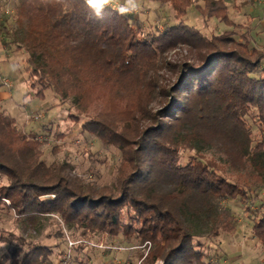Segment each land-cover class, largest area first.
Instances as JSON below:
<instances>
[{"label":"trees","instance_id":"trees-1","mask_svg":"<svg viewBox=\"0 0 264 264\" xmlns=\"http://www.w3.org/2000/svg\"><path fill=\"white\" fill-rule=\"evenodd\" d=\"M152 1L169 5L177 23L156 33L113 6L17 0L28 89L42 100L50 90L75 107H102L81 132L116 147L122 162L114 187L95 189L63 165L46 166L38 141L0 112V207L22 222L53 214L84 236L148 242L145 264H207L200 231H231L218 202H245L248 187L264 183V43L254 47L225 0ZM190 8L203 22L244 32L239 40L232 30L205 36L184 22ZM178 47L186 60L170 63L166 55ZM185 150L194 155L181 164ZM251 230L264 249V210ZM0 244L7 246L0 264H42L53 254L3 229Z\"/></svg>","mask_w":264,"mask_h":264},{"label":"rangeland","instance_id":"rangeland-1","mask_svg":"<svg viewBox=\"0 0 264 264\" xmlns=\"http://www.w3.org/2000/svg\"><path fill=\"white\" fill-rule=\"evenodd\" d=\"M118 1V5L128 9L125 13L133 14L144 28L153 32L160 33L177 23L169 5L152 0H133L132 4ZM225 1L230 19L249 29L254 47L260 49L264 43V0ZM196 3L202 5L201 0ZM16 4L17 0H0V92L6 93V99L0 102V112L13 118L18 132L38 141L39 160L46 166L63 165L69 170L71 179L95 189L114 187L122 162L120 151L81 132L80 127L87 115H94V111H101L102 107H75L70 100L62 101L50 90L42 100L28 89L26 54L20 48L25 24L19 26L15 21ZM184 22L205 36L232 30L233 37L239 40L244 32L243 28H229L214 19L203 22L193 8ZM187 55L183 47H178L168 52L166 59L170 63H180ZM251 131L256 141V128L252 126ZM193 155V151H181L180 163L185 164ZM5 183V178H0V185ZM3 202L8 205L7 200ZM218 207L231 215V231H222L216 237L200 231L196 240L205 253L203 260L207 264H264V249L251 230L253 221L264 210V183L249 186L245 202L239 197L224 199L218 202ZM0 229L23 237L30 244L51 247L52 256L42 264H145L144 258L151 248L148 242L139 244L134 238L125 239L122 235L95 233L84 236L80 230L67 229L53 214L39 217L33 223L22 222L4 207H0ZM6 247L0 244V255ZM153 264H162V261L157 259Z\"/></svg>","mask_w":264,"mask_h":264},{"label":"clouds","instance_id":"clouds-1","mask_svg":"<svg viewBox=\"0 0 264 264\" xmlns=\"http://www.w3.org/2000/svg\"><path fill=\"white\" fill-rule=\"evenodd\" d=\"M110 2V0H86V3L91 7V8H94V9H99L101 8L103 5H106ZM133 0H128V3L129 4H132ZM120 11L123 13V12H126L128 11L127 8H121Z\"/></svg>","mask_w":264,"mask_h":264},{"label":"crops","instance_id":"crops-1","mask_svg":"<svg viewBox=\"0 0 264 264\" xmlns=\"http://www.w3.org/2000/svg\"><path fill=\"white\" fill-rule=\"evenodd\" d=\"M124 3H128L127 0H123ZM109 3H113V4H118L119 1L118 0H110ZM108 3V4H109ZM107 4V5H108ZM6 99V93L5 92H0V102H3V100ZM1 106V105H0ZM2 107V106H1Z\"/></svg>","mask_w":264,"mask_h":264},{"label":"built area","instance_id":"built-area-1","mask_svg":"<svg viewBox=\"0 0 264 264\" xmlns=\"http://www.w3.org/2000/svg\"><path fill=\"white\" fill-rule=\"evenodd\" d=\"M114 8H116V9H121V8H124L122 5H118V4H114V6H113ZM4 84H7V82L6 81H4L3 82Z\"/></svg>","mask_w":264,"mask_h":264}]
</instances>
